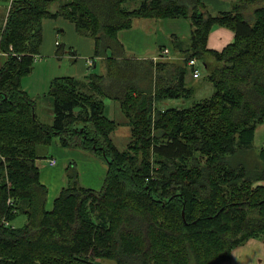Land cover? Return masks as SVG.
<instances>
[{"label":"trees","instance_id":"obj_1","mask_svg":"<svg viewBox=\"0 0 264 264\" xmlns=\"http://www.w3.org/2000/svg\"><path fill=\"white\" fill-rule=\"evenodd\" d=\"M129 1H11L0 50L19 58L0 61V264H223L249 240L264 249V148L253 147L264 124V0H236L216 16L201 0H141L132 9ZM58 17L93 40L104 73H89L86 86L54 79L46 94L52 122L44 124L20 82L33 70L42 22ZM147 18L189 20V47L173 42L179 63L126 56L117 32ZM214 27L234 33L220 52L206 47ZM191 59L212 95L160 110L163 101L192 98ZM104 99L118 102L129 123L122 151ZM54 138L103 160L106 174L95 191L68 170L47 211L36 160ZM19 215L25 224L15 228Z\"/></svg>","mask_w":264,"mask_h":264},{"label":"crops","instance_id":"obj_2","mask_svg":"<svg viewBox=\"0 0 264 264\" xmlns=\"http://www.w3.org/2000/svg\"><path fill=\"white\" fill-rule=\"evenodd\" d=\"M140 1L141 0H130L128 7H138ZM201 3L205 6L204 10L207 11L208 14L216 16L220 13L230 12L236 3V0H201ZM3 9H5V12ZM3 9H0L1 26L5 22L6 6H3ZM190 33V22L187 19L180 18L156 20L147 18L134 20L129 29L118 31L116 38L122 45L126 56L131 59L153 61L155 59L157 62L167 61L179 63V61H181V57L179 55L180 50H177L174 47L173 42L180 44L179 47H181V49H186L190 45ZM58 40H61V42L58 43ZM233 41L234 33L232 31L223 27H214L209 33L206 47L208 50L220 52L226 46L233 43ZM93 50V40L88 37L79 36L75 31L74 25L69 21L61 17L54 20H44L42 22V42L37 55L40 60L34 62L41 65L36 69H33L32 72L26 76V78L24 77L21 79V87L23 80L27 79L30 81L32 75L36 72L41 73L44 76L41 85L39 87L34 86L37 90L35 96L31 95L28 90L23 87L22 90L32 99L38 100L42 95H45L46 92H48L49 86L54 79H77L76 77L84 76L82 79L77 80L86 86L84 78L89 75L86 74V72L89 71L90 68L88 61L92 60ZM60 53L63 54L58 57ZM162 54H164V57ZM4 59L5 58H1V60ZM61 60H63L61 66H58L57 61ZM71 60L75 62L72 73L69 71L70 68H73ZM43 62L46 64L43 65ZM98 62H100L98 74L101 75L104 73V64L101 61ZM46 67L51 71H46L45 73ZM62 67H65L63 72L56 73L54 71L55 68L61 69ZM95 68H97V65L95 67L93 64L92 69ZM197 79H193L192 75L188 74L185 79L186 85L188 84V86H190V80ZM32 86L33 85H31V87ZM193 91L195 90L193 89ZM44 98L47 100L46 102L51 105L52 110V100L46 95ZM184 102L186 101L179 102V100H166L158 103L156 107L160 108V110H164L166 107L183 105ZM103 106L104 117L109 121L116 122L118 125L111 134L112 143L116 146L117 144L114 134L117 131V128L120 126L129 127V138L131 129L128 121L122 114L120 104L118 102L109 99L103 100ZM38 119L40 120V118ZM50 120H52V118ZM40 122L42 121L40 120ZM44 124L51 123L45 122ZM116 139L118 141V138ZM253 147L257 151L264 148V124L258 126L254 132ZM40 150L42 151L40 158L36 160V165L40 171L39 182L47 189L46 205L48 204L50 206L47 211L52 209L53 201L57 197L60 190L66 186L67 171L69 169H74L77 172L78 183L81 187L95 191H99L102 188L106 174V164L105 162L100 161L98 157L83 153L77 149H63L58 143L54 144L52 147L50 145L48 149ZM50 159L56 160L55 166L49 165L48 161ZM84 169H87V171ZM262 184L264 185V183ZM253 260L258 261V264H264L263 244L259 240L252 239L247 241L242 247L233 250L230 261L226 262V264H243L242 262H247L248 264L252 263Z\"/></svg>","mask_w":264,"mask_h":264},{"label":"rangeland","instance_id":"obj_3","mask_svg":"<svg viewBox=\"0 0 264 264\" xmlns=\"http://www.w3.org/2000/svg\"><path fill=\"white\" fill-rule=\"evenodd\" d=\"M11 1L12 0H10V2L7 4V5H3V4H1L0 3V9H3V6H6V15H7V13H8V11H9V8H10V4H11ZM135 7V6H134ZM53 9H55V6L53 7ZM130 9H132V8H130ZM3 11L5 12V9H3ZM0 26H1V23H0ZM58 43L59 42H61V40H58L57 41ZM63 53H60L59 55H58V57H60L61 55H62ZM38 55V54H37ZM43 60H44V58H43ZM45 60H48V59H45ZM92 60H93V57H92ZM0 61H1V59H0ZM62 61L63 60H61V61H57V65L58 66H61V63H62ZM95 63H96V65H97V68H95V69H92L91 67L89 68V71H87L86 72V74H89V73H93V74H98L99 73V68H100V62H98V61H100V60H97V59H94L93 60ZM206 61H207V63H211V65H214V63H213V61H211V59H206ZM71 62H72V65H73V68H70V73H72L73 72V69H74V63L75 62H73L72 60H71ZM44 64H46L45 62H43V65ZM41 64H39V63H34V65H33V69H36L37 67H39ZM96 67V66H95ZM64 69H65V67H62L61 69H59V68H55L54 69V71L56 72V73H59V72H63L64 71ZM46 71H51L50 69H48L47 67L45 68V73H46ZM198 73H199V78L197 79V80H190V86H188V84H187V86L188 87H191V88H193L195 91H194V93H193V96H192V98L190 99V100H188V101H186V102H184V104L183 105H179V106H170V107H166V108H185V107H189L192 103H194V102H198V101H200V100H202V99H206V98H208V97H210L211 95H212V93H213V89H212V87H211V85L208 83V80L206 79V72L204 71V69H203V67L199 64L198 65ZM43 76L44 75H42L41 73H38V72H36L34 75H32V77H31V79H30V81L29 80H27V79H24L23 80V82H22V87L23 88H25L26 90H28V92L31 94V95H33V96H35V94L37 93V90H36V88L35 87H39L40 85H41V82H42V79H43ZM70 76H76V75H70ZM84 76H82V77H76L77 79H82ZM26 78V77H25ZM192 78H193V76H192ZM193 79H195V78H193ZM29 82H30V84L31 85H33L32 87H31V85L29 84ZM35 86V87H34ZM199 88V89H198ZM46 94H47V92H46ZM45 94V95H46ZM45 95H42L38 100H34L35 101V104H36V107H37V115H38V118H40V120L42 121V122H50L51 123V121L52 120H50L51 118H52V112H51V105L50 104H48L46 101L47 100H45ZM104 100H107V99H104ZM179 102H180V100H179ZM182 102V101H181ZM160 105V104H159ZM165 108V107H164ZM160 109V108H159ZM49 110H50V112H49ZM129 127H127V126H120L119 128H117V131L115 132V134H114V138H115V140H116V146H117V149L118 150H124L125 148H126V144L128 143V141H129V136H128V129ZM116 138H118V141H117V139ZM58 143V139L57 138H54L53 140H52V143H51V147L52 146H54V144H57ZM50 149V148H49ZM78 151H81V150H78ZM81 152H83V151H81ZM83 153H85V152H83ZM254 155H255V153H252L251 154V157L252 158H254ZM56 159V158H55ZM99 159V158H98ZM57 160V159H56ZM100 161H102L103 162V160H101V159H99ZM58 162V161H57ZM39 163V162H38ZM71 169H69V171H70ZM74 170V169H73ZM84 170H86L87 171V169H84ZM75 171V170H74ZM88 171H90V170H88ZM87 176H89V175H87ZM87 178V177H86ZM50 208V206L47 204L46 205V209H49ZM25 224V217L23 216V215H19L12 223H11V225L13 226V227H15V228H19V227H21V226H23ZM253 240H256V239H253ZM243 264H247V262H242ZM223 264H226V262L225 263H223ZM248 264H258V261H256V260H253V262L252 263H248Z\"/></svg>","mask_w":264,"mask_h":264},{"label":"built area","instance_id":"obj_4","mask_svg":"<svg viewBox=\"0 0 264 264\" xmlns=\"http://www.w3.org/2000/svg\"><path fill=\"white\" fill-rule=\"evenodd\" d=\"M10 55L16 56L17 58H19V56L16 55V54L5 53V52H2L0 50V59L1 58H7ZM33 60H34V62H36V61H38L40 59L38 58V56H34ZM90 63L91 62H88V64H90ZM188 65L192 68V71H193L192 76H193V78H195V79L199 78V73H198V65H199V63L196 60L192 59V60L189 61ZM48 163H49L50 166H55L56 165V160L50 159L48 161Z\"/></svg>","mask_w":264,"mask_h":264},{"label":"bare ground","instance_id":"obj_5","mask_svg":"<svg viewBox=\"0 0 264 264\" xmlns=\"http://www.w3.org/2000/svg\"><path fill=\"white\" fill-rule=\"evenodd\" d=\"M155 60V59H154ZM192 60V59H191ZM190 61V60H189ZM188 61V63H189ZM88 62H91L90 64H88L90 67L93 65V61L92 60H89ZM189 68H191L189 65H188ZM192 69V68H191Z\"/></svg>","mask_w":264,"mask_h":264}]
</instances>
